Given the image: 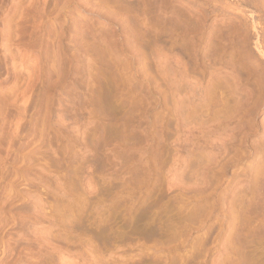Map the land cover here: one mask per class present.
I'll return each instance as SVG.
<instances>
[{"label": "rangeland", "instance_id": "obj_1", "mask_svg": "<svg viewBox=\"0 0 264 264\" xmlns=\"http://www.w3.org/2000/svg\"><path fill=\"white\" fill-rule=\"evenodd\" d=\"M0 264H264V0H0Z\"/></svg>", "mask_w": 264, "mask_h": 264}]
</instances>
